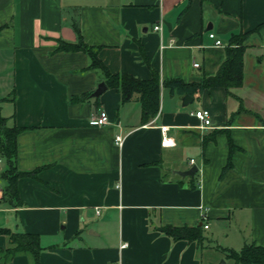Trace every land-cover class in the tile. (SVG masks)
Wrapping results in <instances>:
<instances>
[{
    "label": "crops",
    "instance_id": "crops-1",
    "mask_svg": "<svg viewBox=\"0 0 264 264\" xmlns=\"http://www.w3.org/2000/svg\"><path fill=\"white\" fill-rule=\"evenodd\" d=\"M74 24L111 72L158 73L152 117L142 121L140 102H122L116 88L90 96L104 80L88 54L54 50L58 38L77 40ZM235 33L244 34L241 85L182 105L163 81L214 74ZM1 97L7 125L24 127L17 170H39L9 195L0 156V227L37 234L39 264H214L207 250L228 259L204 230L223 234L220 247L264 245V0H0ZM201 108L211 127H199ZM99 110L108 123L91 124ZM162 126L173 145L160 144ZM199 223L202 241L158 228ZM9 245L0 233V249ZM32 263L27 252L0 254V264Z\"/></svg>",
    "mask_w": 264,
    "mask_h": 264
},
{
    "label": "trees",
    "instance_id": "trees-1",
    "mask_svg": "<svg viewBox=\"0 0 264 264\" xmlns=\"http://www.w3.org/2000/svg\"><path fill=\"white\" fill-rule=\"evenodd\" d=\"M77 33L76 41H66L58 38L54 50L74 51L81 50L88 54L90 63L87 68L100 72L108 87L116 88L121 96V101L136 99L140 102L142 121L148 120L158 110L159 104V76L152 70L150 78L140 79L127 72H111L98 57V46L90 45L82 38L79 26L74 24ZM244 34L235 33L230 36L229 44L226 46V55L220 63L216 72L205 75L200 82H184L181 79L171 78L163 81V85L170 90H176L180 94L200 93L203 89L211 86H222L225 89L237 87L242 82V55ZM89 93L86 94L88 96ZM5 97H1L2 100ZM24 129L16 125H7L6 117L0 113V156L4 158L7 168L2 176L7 178L4 192L9 195L17 194L16 179L22 175H33L38 168L31 172L19 171L16 168L17 135ZM162 232L173 239H185L187 241H202V225H171L164 224L158 227ZM0 233L8 235L10 245L0 249L1 257L9 258L17 252H27L33 258L32 264H39L38 254L40 251L39 237L30 232H14L6 227H0ZM218 250L237 264H264V245L253 242L244 243L240 249L235 250L228 247L217 246Z\"/></svg>",
    "mask_w": 264,
    "mask_h": 264
},
{
    "label": "built area",
    "instance_id": "built-area-1",
    "mask_svg": "<svg viewBox=\"0 0 264 264\" xmlns=\"http://www.w3.org/2000/svg\"><path fill=\"white\" fill-rule=\"evenodd\" d=\"M153 29L154 30H158L160 29V24H155L153 25ZM210 38L214 39V44L215 45H221V41L219 39H216L214 37L213 33H208ZM196 64V63H195ZM194 116L196 118H198L200 120V124L199 127L200 128H207V127H211V120H210V115L207 109L201 108V109H197L193 112ZM89 122L91 124H95V125H104L106 123H108V115L104 110H99L97 113L91 115ZM162 130V139L160 141V144L162 146L164 145H173L174 142L170 137H167L166 135H164V131H165V126L161 127ZM122 136L120 135H115L114 140L117 144H121L122 143ZM190 163H193V159L190 158L189 160ZM0 193H1V188H0ZM206 218L205 214H201V221H204ZM204 227H207V224H204Z\"/></svg>",
    "mask_w": 264,
    "mask_h": 264
},
{
    "label": "rangeland",
    "instance_id": "rangeland-1",
    "mask_svg": "<svg viewBox=\"0 0 264 264\" xmlns=\"http://www.w3.org/2000/svg\"><path fill=\"white\" fill-rule=\"evenodd\" d=\"M209 232H210L209 230H204L205 236L211 238V241L209 243L210 246L217 247L223 244V234L214 235V236L211 235L210 237ZM218 255L219 254L214 250H207L205 251L204 257H207L208 259H214L213 260V262L215 261L214 264H222L223 261H225L224 264H237L233 259H229V258L225 259L223 257H220L218 260H215ZM206 264H209V262H206Z\"/></svg>",
    "mask_w": 264,
    "mask_h": 264
},
{
    "label": "water",
    "instance_id": "water-1",
    "mask_svg": "<svg viewBox=\"0 0 264 264\" xmlns=\"http://www.w3.org/2000/svg\"><path fill=\"white\" fill-rule=\"evenodd\" d=\"M106 89V84L103 82V81H100L96 88L90 93V96H98L101 92H103L104 90ZM192 100V96L189 95V94H184L182 97H181V103L182 105H186L188 104L189 102H191ZM196 170V167L193 166L192 168H189L187 170H176L175 172L182 175V176H185V175H192L193 172ZM201 223H199L200 225Z\"/></svg>",
    "mask_w": 264,
    "mask_h": 264
}]
</instances>
